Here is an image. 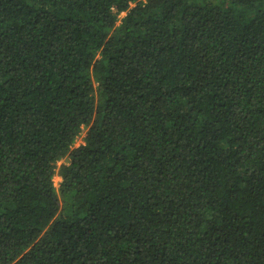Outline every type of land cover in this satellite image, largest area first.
<instances>
[{"label": "trees", "instance_id": "16d2710c", "mask_svg": "<svg viewBox=\"0 0 264 264\" xmlns=\"http://www.w3.org/2000/svg\"><path fill=\"white\" fill-rule=\"evenodd\" d=\"M0 264H264V0H0Z\"/></svg>", "mask_w": 264, "mask_h": 264}, {"label": "rangeland", "instance_id": "374dc122", "mask_svg": "<svg viewBox=\"0 0 264 264\" xmlns=\"http://www.w3.org/2000/svg\"><path fill=\"white\" fill-rule=\"evenodd\" d=\"M131 6H134V4H132ZM124 15H125V13L120 14L119 19H121V17L124 16ZM83 135H84V131L78 137V139L75 142L74 146H78L79 144H82ZM67 162H68V159L67 158H64V159H61L58 162V165L61 164V163H67ZM60 180H61V178L58 175H55L54 176L53 181H54V184H55L56 187H58Z\"/></svg>", "mask_w": 264, "mask_h": 264}]
</instances>
